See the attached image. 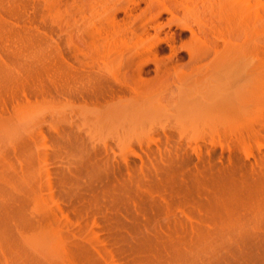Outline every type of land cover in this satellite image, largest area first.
Wrapping results in <instances>:
<instances>
[{
    "label": "bare ground",
    "instance_id": "6f19581e",
    "mask_svg": "<svg viewBox=\"0 0 264 264\" xmlns=\"http://www.w3.org/2000/svg\"><path fill=\"white\" fill-rule=\"evenodd\" d=\"M0 264H264V0H0Z\"/></svg>",
    "mask_w": 264,
    "mask_h": 264
},
{
    "label": "rangeland",
    "instance_id": "374dc122",
    "mask_svg": "<svg viewBox=\"0 0 264 264\" xmlns=\"http://www.w3.org/2000/svg\"><path fill=\"white\" fill-rule=\"evenodd\" d=\"M64 105H65V104H64ZM70 109H73V110H74L75 108H74V107L71 108V106H69V105H68L67 107H66V105H65V107H63V110H64L65 113H69V111H73V110H70ZM76 109H77V108H76ZM76 109H75V110H76ZM225 137H226V141H227V143L231 142V143L234 144V145L236 144V143H235V139H234L233 137L229 136L228 134H226ZM232 144H231V145H232ZM215 149H216V151H217L218 153H224V154H227V152H226L225 149H224V150H225V151H224V150L220 149L218 146H216ZM135 159H136L137 161H139V160H138L139 158L136 157Z\"/></svg>",
    "mask_w": 264,
    "mask_h": 264
}]
</instances>
